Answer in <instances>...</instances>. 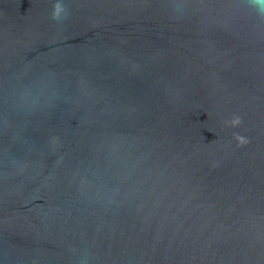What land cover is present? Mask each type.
Returning a JSON list of instances; mask_svg holds the SVG:
<instances>
[{
    "label": "water",
    "instance_id": "95a60500",
    "mask_svg": "<svg viewBox=\"0 0 264 264\" xmlns=\"http://www.w3.org/2000/svg\"><path fill=\"white\" fill-rule=\"evenodd\" d=\"M0 264H264L251 0H0Z\"/></svg>",
    "mask_w": 264,
    "mask_h": 264
},
{
    "label": "clouds",
    "instance_id": "9594fccd",
    "mask_svg": "<svg viewBox=\"0 0 264 264\" xmlns=\"http://www.w3.org/2000/svg\"><path fill=\"white\" fill-rule=\"evenodd\" d=\"M252 4L256 7L257 12L264 16V0H251ZM59 14V8L57 9V15Z\"/></svg>",
    "mask_w": 264,
    "mask_h": 264
}]
</instances>
